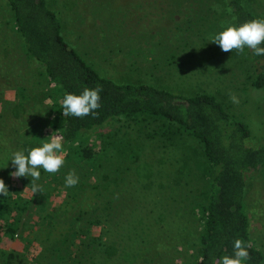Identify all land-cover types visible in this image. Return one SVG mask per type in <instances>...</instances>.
<instances>
[{"label":"trees","instance_id":"obj_1","mask_svg":"<svg viewBox=\"0 0 264 264\" xmlns=\"http://www.w3.org/2000/svg\"><path fill=\"white\" fill-rule=\"evenodd\" d=\"M248 1H227L231 24L239 26L257 18ZM0 8L10 15L9 28L19 38L26 62L37 70L40 82L47 86L44 97L49 104L31 129L19 128L17 134H10L13 129L10 126L7 128L11 136L0 135V178L2 173L7 178L8 165L10 170L14 168L9 161L12 153L42 146L51 135L62 138L65 160L56 178H40L43 187L40 194L25 197L20 187L6 183L8 195H0V242L16 244L19 240L20 247L14 244L0 247V264H177L176 226L182 221L178 216L166 217L164 221L157 219L159 224L149 232L141 233V229L132 231L135 232L132 235L126 229L114 230L108 216V199H99L98 193H94L95 205L86 204L88 193L99 192L97 182L79 179L75 187H65V179L61 178L81 164L96 161L101 164L99 157L105 147L101 142L100 145L96 141L88 142L85 134L94 133L96 137L98 129L105 124L145 117L164 125L159 129L160 135L165 130L196 144L209 171L206 197L193 206L200 216L193 231L197 255L193 261H181V264H213V260L219 264L223 256L234 255L235 239H241L247 246L250 258L244 264H262L264 253L251 234L247 208L250 205L249 212L259 208L261 217L255 226L262 235L264 200L248 198L247 191L252 172L264 168V146L245 141L250 130L242 113L229 111L211 90L181 94L144 82H116L99 74L63 38L61 20L47 0H0ZM244 53L243 58L249 61L253 71L248 85L264 87V55L256 56L250 49ZM230 57L237 62L242 60L232 53ZM2 61L0 87L9 85L14 66L5 56ZM98 85L102 87L101 106L96 115L84 118L62 115L61 101L65 94L79 95L84 88ZM15 89V102L23 105L22 111L16 116L4 112L0 116L5 114L12 125L21 127L33 121L35 112L33 105L24 101L28 98L25 88L20 85ZM57 190H63L64 195L52 205L51 193ZM32 201L41 214L31 227L21 216ZM100 223V229L93 231L92 227Z\"/></svg>","mask_w":264,"mask_h":264},{"label":"rangeland","instance_id":"obj_2","mask_svg":"<svg viewBox=\"0 0 264 264\" xmlns=\"http://www.w3.org/2000/svg\"><path fill=\"white\" fill-rule=\"evenodd\" d=\"M227 1L47 0L61 20L63 38L99 74L116 82H144L181 94L211 90L229 111L242 113L250 130L245 141L264 146V87L248 85L253 71L244 59L245 53L224 52L209 41L210 35L231 24ZM247 4L257 18H264V0H249ZM9 19L8 11L0 8V66L4 56L14 65L9 85L0 87V113L16 116L22 111L23 105L15 102V86L21 85L28 96L24 101L33 105L35 114L33 121L21 127L12 125L5 114L0 116V120L4 118L1 136L17 134L19 128L31 129L49 106L44 97L47 86L40 82L37 70L26 62L21 42L9 28ZM231 53L242 60L237 62L230 57ZM230 93L238 97L239 103L230 100ZM163 127L159 121L145 117L105 124L98 129V137L94 133L85 134L88 142L96 141L98 145L101 142L105 150L99 157L101 164L84 163L75 172L84 182L99 185V192L88 193L86 204L95 205L94 193H98L99 199L110 201L108 216L114 230L126 229L132 235L141 229V233L149 232L159 224L157 219L164 221L166 217L178 216L182 221L176 226L174 258L181 264L193 261L197 255L193 231L200 216L193 206L206 197L209 171L196 144L165 130L160 135L159 129ZM13 171L15 168L10 170L8 165L7 178L2 173L0 179L20 187L22 194L29 197L31 180L13 178L10 175ZM66 175L65 172L61 178ZM43 177L54 179L56 175L43 170L40 178ZM248 182L247 197L264 200V168L252 172ZM57 192L51 193L52 205L63 198V190ZM249 206L251 234L264 253V234L259 235L255 226L261 214L257 207L249 212ZM35 207L32 201L21 216L31 227L41 214ZM100 226L101 223L92 230L97 231ZM15 243L0 242V247L13 244L20 247L19 240Z\"/></svg>","mask_w":264,"mask_h":264},{"label":"clouds","instance_id":"obj_3","mask_svg":"<svg viewBox=\"0 0 264 264\" xmlns=\"http://www.w3.org/2000/svg\"><path fill=\"white\" fill-rule=\"evenodd\" d=\"M214 8L219 10L218 5ZM209 41L218 45L224 52L235 50L237 54H243L245 49H250L254 55L262 56L264 55V46H262L264 45V18L252 19L239 26L228 24L223 27V30L210 35ZM101 91L102 87L98 85L95 88H84L79 95L65 94L61 101L62 115L78 118L96 115V110L101 106ZM229 96L233 103H239L235 94L230 93ZM50 137L49 142L43 143L42 146L15 151L9 160L15 168V171L10 173L13 178H31L29 185H31L32 196L43 191L42 185L37 183L41 177L40 169L48 174H56L65 163L62 138L52 135ZM64 183L65 187H75L79 183L75 170L66 175ZM8 192L4 180L0 179V195L7 196ZM233 252V256H223L219 264H244L250 258L247 246L241 239L234 240ZM213 264H217V261L213 260Z\"/></svg>","mask_w":264,"mask_h":264}]
</instances>
